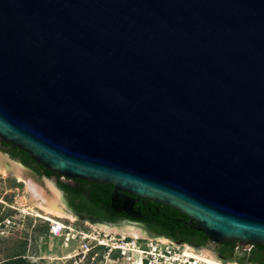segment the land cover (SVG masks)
Wrapping results in <instances>:
<instances>
[{
  "label": "water",
  "instance_id": "1",
  "mask_svg": "<svg viewBox=\"0 0 264 264\" xmlns=\"http://www.w3.org/2000/svg\"><path fill=\"white\" fill-rule=\"evenodd\" d=\"M0 141L264 244V0H0Z\"/></svg>",
  "mask_w": 264,
  "mask_h": 264
},
{
  "label": "rangeland",
  "instance_id": "2",
  "mask_svg": "<svg viewBox=\"0 0 264 264\" xmlns=\"http://www.w3.org/2000/svg\"><path fill=\"white\" fill-rule=\"evenodd\" d=\"M0 153L20 166L23 177L21 180L13 172L4 173L0 170V264L19 255L26 257L28 264H73L64 255L72 253L76 244L66 245L61 236L50 232V221L43 216L45 211L39 204L45 196L53 195L54 187L70 206V194L60 186V180L75 181L58 178L54 174L47 175L27 165L19 157L11 154L14 158L10 157V152L2 143ZM83 220L92 222L93 219L77 215L75 223L84 225ZM208 250L215 253L212 249Z\"/></svg>",
  "mask_w": 264,
  "mask_h": 264
},
{
  "label": "built area",
  "instance_id": "3",
  "mask_svg": "<svg viewBox=\"0 0 264 264\" xmlns=\"http://www.w3.org/2000/svg\"><path fill=\"white\" fill-rule=\"evenodd\" d=\"M75 220L49 219L53 235L61 236L66 245L76 244L72 253L64 255L73 264H249L216 252L211 260L201 257L200 246L164 234L132 235L98 227L89 220L77 225Z\"/></svg>",
  "mask_w": 264,
  "mask_h": 264
},
{
  "label": "trees",
  "instance_id": "4",
  "mask_svg": "<svg viewBox=\"0 0 264 264\" xmlns=\"http://www.w3.org/2000/svg\"><path fill=\"white\" fill-rule=\"evenodd\" d=\"M4 146L7 147L10 154L14 157H19L24 163L36 168L38 171H43L47 175H51L53 172L50 169H47L43 166V164L36 162L31 155L24 151L23 149L12 145L11 143H7L4 141H0ZM77 183L72 184L70 182L60 181V186L69 192L70 199L72 205L77 209H84L89 211L90 213H94L98 215L103 221H116L118 218H126L131 220H139L138 218H134L129 214H119L117 210H115L111 205V193L114 188L113 184L110 183H102V182H93L88 181L82 178H76ZM150 204H152V210H148L151 214H155L157 209H160V213L156 214L152 217V221L154 224H158V231L163 234H168L169 236L176 238L178 235H174L173 233L166 230V227H170L174 224L177 226L182 225L183 222H179L177 216H186L179 209L172 207L170 205L160 203L158 201L148 199ZM138 207L145 208L140 202ZM148 207L145 208L147 210ZM102 212H109L111 215L102 214ZM148 219H151V216L147 215ZM184 225V224H183ZM2 263L4 264H28V260L24 256H14L4 260Z\"/></svg>",
  "mask_w": 264,
  "mask_h": 264
},
{
  "label": "flooded vegetation",
  "instance_id": "5",
  "mask_svg": "<svg viewBox=\"0 0 264 264\" xmlns=\"http://www.w3.org/2000/svg\"><path fill=\"white\" fill-rule=\"evenodd\" d=\"M52 172H53L52 174L56 175L58 178L64 177V178L72 179L75 182L74 183L70 182V183L72 184L77 183V180H76L77 177H67L57 172H54V171ZM60 181L68 182L66 180H60ZM148 199L149 198L147 199L139 198L135 201L134 205L136 209H140L141 215L133 216L129 214L130 216L134 218H138L139 220H131V219L120 217L116 221H113V222H119V221H124V220L135 221L145 226L152 233H160L157 228L159 227L158 224L156 225L152 221V217H154L156 214H159L160 209H157V212H155V214H151L149 211L152 210V204H150ZM140 202H142L145 208L148 207V209L145 210V208L143 209V207H138L137 205ZM70 207L72 208L74 212H76L79 216L83 218H90V219L100 218L98 215L94 213H90L87 210L77 209L72 204L70 205ZM117 211L119 212V214H125V213L128 214L124 210H117ZM104 213L105 215H111V213L109 212H102V214ZM147 215L151 216V219H148ZM177 219L179 222H183L182 225L177 226V224H174L170 227H166L167 231L173 233L174 235L179 236L177 237V240L187 241L189 243H192L200 247H206V248L212 249L213 251H215L216 253H218L219 255L225 258L236 259L241 262H245L249 264H264V244L250 242L249 244L246 245L244 243H241L238 240H233V241L224 240L221 242L212 243L209 237L203 231L195 228L193 225H191L190 222L187 221L188 220L187 215L177 216ZM160 234H163V233H160ZM164 235L169 236L168 234H164Z\"/></svg>",
  "mask_w": 264,
  "mask_h": 264
},
{
  "label": "bare ground",
  "instance_id": "6",
  "mask_svg": "<svg viewBox=\"0 0 264 264\" xmlns=\"http://www.w3.org/2000/svg\"><path fill=\"white\" fill-rule=\"evenodd\" d=\"M0 170L4 173L13 172L17 175L18 178L22 180L21 168L20 166L8 159L6 156L0 153ZM53 195L45 196L43 201L39 204V207L45 211V215L40 212H37L38 215H43L48 219H55L56 216L59 217H69L71 219H76L78 215L76 212L72 210L69 206L68 202L65 200L62 193L53 187ZM92 223L98 227L118 231L122 233H128L132 235H149L150 231L143 226L142 224L134 221L124 220L115 223L104 222L98 219H93ZM199 251L201 252L200 256L213 259L215 257V253L208 250L206 247H199Z\"/></svg>",
  "mask_w": 264,
  "mask_h": 264
}]
</instances>
